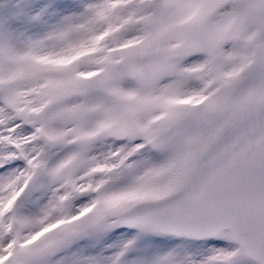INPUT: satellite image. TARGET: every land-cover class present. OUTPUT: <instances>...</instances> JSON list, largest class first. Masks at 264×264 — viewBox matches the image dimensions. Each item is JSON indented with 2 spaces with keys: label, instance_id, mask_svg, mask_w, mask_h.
<instances>
[{
  "label": "snow or ice",
  "instance_id": "6c2138e0",
  "mask_svg": "<svg viewBox=\"0 0 264 264\" xmlns=\"http://www.w3.org/2000/svg\"><path fill=\"white\" fill-rule=\"evenodd\" d=\"M0 264H264V0H0Z\"/></svg>",
  "mask_w": 264,
  "mask_h": 264
}]
</instances>
